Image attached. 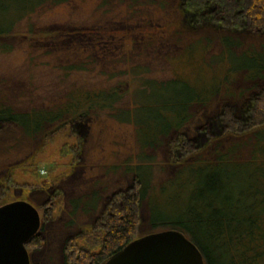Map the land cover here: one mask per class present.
Wrapping results in <instances>:
<instances>
[{
	"label": "trees",
	"instance_id": "trees-1",
	"mask_svg": "<svg viewBox=\"0 0 264 264\" xmlns=\"http://www.w3.org/2000/svg\"><path fill=\"white\" fill-rule=\"evenodd\" d=\"M66 1L69 0H0V38L11 35L17 22L45 3ZM192 1L197 0H182L179 5L186 25L197 23V15L204 23L218 22L216 16L230 10L234 13L232 7L246 1L244 10L239 7L236 13H241L248 30H264V0H215L214 12L209 10L213 1L207 0L202 14V7L188 11ZM198 2L202 4V0ZM179 36L176 32L169 40L177 43L185 59L190 53L194 55L190 58L207 68L206 79L205 72L195 81L175 73L163 81L136 77L138 69L143 68L130 65L123 72L127 76L124 86L72 88L63 101L46 109L17 112L0 105V122H12L28 137L45 128L50 129L44 134H52L103 110L110 111L116 122L133 128L137 151L126 156L119 166L107 169L115 173L117 167H122V173L131 179V191L116 196L99 220L78 227L76 235L64 239V264H102L133 239L165 229L183 233L197 247L204 264H264V89L253 95L249 108L241 109L240 119L232 110L223 109L218 137L199 149H208L206 153L190 147L189 139L185 141L181 136L176 137L181 141L175 144L177 153L170 147L172 135H178L191 122L193 107L229 99L241 104L251 88L237 92L235 83L251 82L255 86V81L264 79V42L246 47L237 36L218 34L213 38L204 35L183 45ZM214 43L218 51L211 54ZM10 49V45L0 42V52ZM167 61L171 66L172 59ZM124 96L127 103L121 106ZM159 147L168 149L164 162L156 163L155 155L149 151ZM155 164L162 170L173 168L167 177L154 182ZM45 186L47 190L48 184ZM98 195L93 190L70 203L74 209L82 206L90 214L98 208ZM143 204L147 230L141 234ZM50 206L45 205L38 231L25 243L27 250L37 249L38 233L48 219ZM69 215L68 222L74 223ZM79 242L98 247L89 250Z\"/></svg>",
	"mask_w": 264,
	"mask_h": 264
},
{
	"label": "rangeland",
	"instance_id": "rangeland-1",
	"mask_svg": "<svg viewBox=\"0 0 264 264\" xmlns=\"http://www.w3.org/2000/svg\"><path fill=\"white\" fill-rule=\"evenodd\" d=\"M181 1L45 3L17 22L11 35L0 38V42L11 47L7 52H0V105L17 112L46 109L63 101L72 88L124 86L127 76L123 72L130 65L145 69H138L136 77L163 81L175 73L195 81L205 72L203 79H206L207 68L196 58H190L194 56L190 53L185 59L179 54L182 50L177 43L169 40L176 32L180 33L183 45L204 35L213 38L218 34L237 36L246 47L264 42V30L258 33L248 30L241 13H236L239 7L244 10L246 1L235 4L234 13L230 10L216 16L218 22L204 23L197 15L198 22L190 26L180 12ZM211 1L213 4L209 6L213 7L209 10L214 12L217 2ZM204 2L207 0H202L201 6L198 0L192 1L187 9L197 11L202 7L199 11L202 14L208 5ZM217 51L214 43L210 53ZM170 59L172 67L167 61ZM254 84L235 83L237 92L251 88L241 104L229 99L193 107L191 122L178 135H172V151L176 152L175 144L181 143L176 140L179 136L185 141L189 139L190 147L198 150L210 141L214 143L220 132L223 109L232 110L240 119L241 109L249 108L253 95L264 89V79ZM126 103L127 96H124L119 105ZM110 115L105 110L92 113L63 130L46 135L50 128H45L34 137L24 135L12 122H0V204L23 199L37 208L40 217L47 209L45 205L51 204L48 219L38 233V247L28 250L31 264H64L61 254L64 239L76 235L80 227L99 220L116 196L131 191V179L122 173V167H117L115 173L107 169L119 166L126 156L137 151L133 128L116 122ZM167 149L159 147L149 153L155 155L156 163H161ZM206 150L202 151L206 153ZM172 168L162 170L155 164L154 182L167 177ZM45 184L49 186L47 190ZM93 190L100 197L97 210L87 214L82 206L73 208L70 200L88 196ZM68 213L74 223L68 222ZM145 213L143 204L141 234L147 230ZM83 245L89 250L98 247Z\"/></svg>",
	"mask_w": 264,
	"mask_h": 264
},
{
	"label": "water",
	"instance_id": "water-1",
	"mask_svg": "<svg viewBox=\"0 0 264 264\" xmlns=\"http://www.w3.org/2000/svg\"><path fill=\"white\" fill-rule=\"evenodd\" d=\"M40 214L23 199L0 205V264H30L25 243L38 231ZM102 264H204L197 247L180 231L165 229L139 236Z\"/></svg>",
	"mask_w": 264,
	"mask_h": 264
},
{
	"label": "flooded vegetation",
	"instance_id": "flooded-vegetation-1",
	"mask_svg": "<svg viewBox=\"0 0 264 264\" xmlns=\"http://www.w3.org/2000/svg\"><path fill=\"white\" fill-rule=\"evenodd\" d=\"M29 254V253H28ZM30 264H31V262H30Z\"/></svg>",
	"mask_w": 264,
	"mask_h": 264
}]
</instances>
